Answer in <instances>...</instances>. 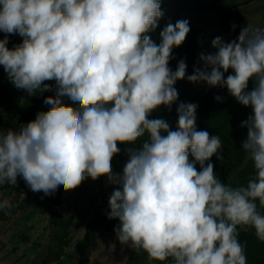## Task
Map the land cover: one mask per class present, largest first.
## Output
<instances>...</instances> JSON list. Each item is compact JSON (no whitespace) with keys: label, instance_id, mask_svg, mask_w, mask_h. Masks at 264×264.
Segmentation results:
<instances>
[{"label":"rangeland","instance_id":"374dc122","mask_svg":"<svg viewBox=\"0 0 264 264\" xmlns=\"http://www.w3.org/2000/svg\"><path fill=\"white\" fill-rule=\"evenodd\" d=\"M162 2L158 6L154 0H73L84 15L101 18L100 24L73 22L63 0H0V264H79L78 246L92 221L87 264H184L191 248L189 221L169 216L172 211L165 201L177 194L209 214L203 216L205 226L222 223L221 203L196 193L198 175L192 171L206 174V162L212 163L201 141L183 147L179 156L164 155L158 169L147 168L145 177L132 180L124 170L131 173L133 162L125 158V150L112 145L109 129L114 124L107 117L112 110H123L120 103L128 93L143 114L162 95L160 90L156 95L143 91L136 76L151 72L153 41L177 20L203 30L198 63L216 62L214 72L193 92H205L230 71L228 93H237L247 76L240 35L222 30L216 19L222 10L231 9L258 28L264 0H223L219 5L206 0L195 9H187L182 0ZM145 20L156 28L141 42L136 57L104 79L100 88L82 89L54 112L31 108L36 86L43 80L58 85L46 75L50 69L82 66L85 44L97 45L99 55L105 56L123 25L139 26ZM191 108L183 107L179 117ZM252 131L243 164L257 150L264 160V127L255 123ZM57 201L67 223L59 236L52 223ZM137 225L140 234L148 227L158 229L155 243L139 242Z\"/></svg>","mask_w":264,"mask_h":264},{"label":"trees","instance_id":"16d2710c","mask_svg":"<svg viewBox=\"0 0 264 264\" xmlns=\"http://www.w3.org/2000/svg\"><path fill=\"white\" fill-rule=\"evenodd\" d=\"M154 1L158 6L163 5L162 0ZM182 1L187 9L201 8L206 2ZM222 1L212 0V3L219 5ZM63 2L70 8L73 22L103 23L96 14L84 15L75 8L73 0ZM260 8L263 21L258 28L250 27L246 18L231 9L222 10L216 19L222 30L240 35L238 46L245 55L247 76L237 93H228L232 81L230 71L205 92H193L197 83L214 72L216 62L198 63L196 53L205 38L203 30L177 20L154 39L150 51L151 72L136 76V83L143 91L156 95L160 90L162 95L154 98L152 108L143 114L135 96L128 93L126 102L120 103L123 110L118 114L112 110L107 117L108 122L114 124L109 129L113 135L112 145L125 150V158L133 162L131 173L124 170L129 179L145 177L147 168L160 167L164 155L179 156V150L198 140L211 156L212 163L205 164L208 173L202 174L199 169L192 173L198 175L196 193L201 199L209 197V200L221 203L222 223L215 227L210 226L211 223L205 226L203 223L209 214L188 203L186 196L177 194L165 198L172 211L168 215L186 219L192 231L191 248L184 256V264H264L262 152L255 151L243 164L253 139L252 126L258 123L264 127V2ZM155 28L151 20H145L139 26L126 23L114 36L105 56L99 55L97 45L85 44L82 51L86 60L82 66L50 69L46 75L57 79L58 85L43 80L36 86L31 108L38 112H54L60 102L74 98L82 89L100 88L104 79L119 72L127 61L136 57L139 45ZM185 95L191 96L190 99L185 101ZM185 106L192 108L188 114L179 117ZM122 161L125 162L124 158ZM60 209L57 201L52 223L58 236L59 230L67 226ZM92 227L93 221L87 225L79 243V264H87L85 254ZM137 228L138 225L134 232L138 234L139 242L148 246L155 243L158 229L148 227L140 234ZM199 231L202 234L197 238Z\"/></svg>","mask_w":264,"mask_h":264}]
</instances>
